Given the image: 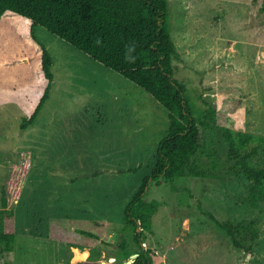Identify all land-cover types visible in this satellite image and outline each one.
<instances>
[{
	"label": "rangeland",
	"instance_id": "1",
	"mask_svg": "<svg viewBox=\"0 0 264 264\" xmlns=\"http://www.w3.org/2000/svg\"><path fill=\"white\" fill-rule=\"evenodd\" d=\"M169 10L178 52L174 75L186 83L191 100L202 110H220V124L264 135V0H170ZM38 34L52 53L55 79L47 103L26 129L21 124L34 111L44 82L42 46L26 34L14 47L0 49V208L6 199L16 213L14 249L0 251V264H119L111 258L124 237L131 249L139 247L124 208L151 173L167 134V110L44 27ZM208 138L218 161L214 175L150 179L146 198L160 206L144 247L151 249L153 264H264V202L250 203L249 180L228 156L221 129L213 128ZM202 160L212 164L206 155ZM31 167L16 201L12 176ZM58 169L65 173L56 176ZM94 172L96 179L80 176L81 184L61 192L78 194L80 204L58 200L62 178ZM113 177L119 180L116 192L104 184ZM91 178L94 184L105 180L100 190L90 192ZM208 212L221 221L255 222L253 253L236 247ZM77 249L88 256L81 258Z\"/></svg>",
	"mask_w": 264,
	"mask_h": 264
},
{
	"label": "trees",
	"instance_id": "2",
	"mask_svg": "<svg viewBox=\"0 0 264 264\" xmlns=\"http://www.w3.org/2000/svg\"><path fill=\"white\" fill-rule=\"evenodd\" d=\"M169 5L170 0H0V49L14 47L26 34L42 46L44 82L41 95L30 117L22 122V129L38 118L55 79L53 56L39 37V27L129 79L167 110V134L158 145L151 173L124 208V221L133 227V241L139 247L131 249L129 240L124 237L117 254L113 255L119 259V264H153L151 249L144 247V238L153 232V216L160 202L146 198L149 181L169 182L182 177L214 175L218 161L214 140L208 138V133L215 127L221 129L228 142V156L236 161L249 180L250 203L255 206L264 202V159L254 160L264 158V135L236 131L226 122L220 124L217 117L220 110L212 105L202 110L191 100L186 83L174 75L173 57L178 52L170 31ZM202 155L211 158L212 164L205 166ZM129 170L119 171L123 174ZM31 172L32 167L25 180L28 176L30 179ZM97 176L99 172H94L93 177ZM104 182L94 184L93 181L89 184L90 192L100 190ZM104 184H109L114 192L119 190L118 178L113 177ZM88 200L93 201L91 197ZM208 214L226 231L236 247L253 253L254 241L259 236L255 222L221 221L214 213ZM128 228L124 227V231ZM83 232L97 238L91 231ZM55 236L66 239L63 234ZM15 240L16 213L8 208L4 199L0 208V251L13 250ZM133 253H138L135 260L126 262Z\"/></svg>",
	"mask_w": 264,
	"mask_h": 264
},
{
	"label": "crops",
	"instance_id": "3",
	"mask_svg": "<svg viewBox=\"0 0 264 264\" xmlns=\"http://www.w3.org/2000/svg\"><path fill=\"white\" fill-rule=\"evenodd\" d=\"M18 103H19V101H18ZM20 105H24L25 103H23V102H20L19 103ZM55 172H56V176H58L60 173H65V172H63V171H60L59 169L58 170H55ZM61 175V174H60ZM72 175V177H68L67 175V177H65V176H63V177H65V178H62L61 179V181H60V186L62 185V182H64L65 183V185H63L59 190H60V199H58V200H60L61 201V199H64V206H67V205H70V204H74V202H76L78 199H79V196H78V194H77V197H73V196H70V195H68V194H66V193H61V192H66V191H68L67 190V188H69L70 190H72L73 189V187H74V185L75 184H78L79 182H80V180H78V179H76L77 177H80V176H82V177H89V176H93V175H91V174H89V173H83V174H77V173H74V174H71ZM66 178H69V179H66ZM94 178V177H93ZM93 178H91V183H93ZM67 181H68V184H67ZM82 182H80L79 184H81ZM55 190H57L56 188H55V186H52ZM76 187H77V185H76ZM43 191V190H42ZM68 192H70V191H68ZM76 204H80L79 203V201H77L76 202ZM34 207H36V205L34 206ZM33 207V208H34ZM42 207V206H41ZM62 240V239H61ZM78 255V254H77ZM78 257H79V255H78ZM80 257L81 258H85V257H82L81 255H80Z\"/></svg>",
	"mask_w": 264,
	"mask_h": 264
},
{
	"label": "built area",
	"instance_id": "4",
	"mask_svg": "<svg viewBox=\"0 0 264 264\" xmlns=\"http://www.w3.org/2000/svg\"><path fill=\"white\" fill-rule=\"evenodd\" d=\"M28 165H30V163ZM27 172L23 173L22 174L23 176H21V177L16 176L15 173L12 176V181H13V183H12V188H13L12 192H13V194L16 197V201L18 200V198H20L21 189H22L23 183L25 181ZM15 197L14 198L11 197L13 202H15L14 201L15 200Z\"/></svg>",
	"mask_w": 264,
	"mask_h": 264
},
{
	"label": "bare ground",
	"instance_id": "5",
	"mask_svg": "<svg viewBox=\"0 0 264 264\" xmlns=\"http://www.w3.org/2000/svg\"><path fill=\"white\" fill-rule=\"evenodd\" d=\"M78 250V252L81 254V256L82 257H87L88 256V251L86 250V249H84V250H79V249H77ZM113 257V256H112ZM112 260H115V258L113 257V258H111Z\"/></svg>",
	"mask_w": 264,
	"mask_h": 264
},
{
	"label": "water",
	"instance_id": "6",
	"mask_svg": "<svg viewBox=\"0 0 264 264\" xmlns=\"http://www.w3.org/2000/svg\"><path fill=\"white\" fill-rule=\"evenodd\" d=\"M140 229V228H139ZM138 255V253H134L132 256H131V259H128L126 260V262L130 263L132 261L135 260L136 256ZM116 259V257H114ZM103 264H108L106 261H103Z\"/></svg>",
	"mask_w": 264,
	"mask_h": 264
},
{
	"label": "clouds",
	"instance_id": "7",
	"mask_svg": "<svg viewBox=\"0 0 264 264\" xmlns=\"http://www.w3.org/2000/svg\"><path fill=\"white\" fill-rule=\"evenodd\" d=\"M31 166V165H30ZM27 177V176H26ZM26 179V178H25Z\"/></svg>",
	"mask_w": 264,
	"mask_h": 264
}]
</instances>
